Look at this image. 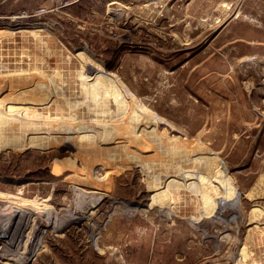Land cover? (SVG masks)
<instances>
[{
    "label": "rangeland",
    "instance_id": "1",
    "mask_svg": "<svg viewBox=\"0 0 264 264\" xmlns=\"http://www.w3.org/2000/svg\"><path fill=\"white\" fill-rule=\"evenodd\" d=\"M0 192L96 200L29 264H264V0H0Z\"/></svg>",
    "mask_w": 264,
    "mask_h": 264
},
{
    "label": "bare ground",
    "instance_id": "2",
    "mask_svg": "<svg viewBox=\"0 0 264 264\" xmlns=\"http://www.w3.org/2000/svg\"><path fill=\"white\" fill-rule=\"evenodd\" d=\"M123 15V14H122ZM120 17V15H119ZM114 18V17H113ZM116 18V17H115ZM120 20V19H119ZM7 72V70H6ZM11 72V71H10ZM14 74V73H13ZM8 75V74H7ZM81 76V75H80ZM86 77V76H85ZM114 79V78H113ZM87 81V80H86ZM86 81H85V84H86ZM89 81V79H88ZM119 80L117 79H114V83H117ZM96 82V81H95ZM78 83V82H77ZM91 83V82H90ZM93 83V82H92ZM84 84V83H82ZM94 84V83H93ZM122 84V82H121ZM54 85V84H53ZM55 87V86H54ZM90 87V86H89ZM120 87V86H119ZM53 88V87H52ZM116 88V87H115ZM53 90V89H52ZM56 90V89H55ZM57 91V90H56ZM77 91V90H76ZM78 92V91H77ZM84 92V91H83ZM97 92H99L97 90ZM79 94V93H78ZM81 94V93H80ZM52 95V93H51ZM56 95V94H55ZM89 95V94H88ZM54 96V94H53ZM60 96V95H59ZM69 96V95H68ZM91 96V95H90ZM57 97V96H56ZM44 98V97H43ZM88 98V97H87ZM97 98V97H96ZM99 98V97H98ZM102 98V97H101ZM85 99V98H84ZM78 100V99H77ZM80 100V99H79ZM103 101V100H102ZM85 102V101H84ZM83 102V103H84ZM62 103V102H61ZM69 103V102H68ZM74 104V103H73ZM97 104V102H96ZM117 104V103H116ZM4 105V104H3ZM6 105V104H5ZM12 105V103H11ZM52 105V104H51ZM68 105V104H67ZM94 105V104H93ZM37 106V105H36ZM49 106V105H48ZM74 106V105H73ZM80 107V106H79ZM95 107V106H94ZM111 107V106H110ZM15 107L14 106H9V111L13 110ZM42 108V107H40ZM70 105H69V109H70ZM7 109V108H6ZM18 109V108H17ZM79 109V108H78ZM22 110V109H21ZM71 110V109H70ZM75 110V109H74ZM19 111V110H18ZM81 111V110H80ZM109 111V110H107ZM120 111V110H119ZM102 112V111H101ZM118 112V111H117ZM40 113V112H39ZM51 113V112H50ZM105 113V112H104ZM8 114V113H7ZM11 114V113H9ZM14 114V113H12ZM38 114V113H36ZM16 115V114H15ZM26 115V114H25ZM82 115V114H81ZM89 115V114H88ZM105 115V114H104ZM2 116V115H1ZM4 116V115H3ZM72 116V115H71ZM86 116V114H85ZM6 117V115H5ZM31 117V116H30ZM77 117V116H76ZM87 117V116H86ZM98 117V116H97ZM153 117V114L152 116ZM11 118V117H10ZM9 118V119H10ZM14 118V117H13ZM40 118V117H39ZM79 118V117H78ZM83 118V116H82ZM107 118V117H106ZM111 118V117H110ZM125 119V117H123ZM12 119V118H11ZM18 119V118H16ZM47 119V118H46ZM67 119V118H66ZM69 119V118H68ZM72 120V119H71ZM78 120V119H77ZM105 120V119H104ZM25 121V120H24ZM28 121V120H27ZM55 121V119L53 120ZM80 121V120H79ZM78 121V122H79ZM103 121V120H102ZM108 121V120H107ZM120 121V120H119ZM124 121V120H123ZM160 121H163L160 120ZM159 121V122H160ZM13 122V121H12ZM15 122V121H14ZM39 122V121H38ZM41 122V121H40ZM61 122V121H60ZM70 122V120H69ZM73 122V121H72ZM84 122V120H83ZM19 123V122H18ZM35 123V122H34ZM47 123V122H46ZM49 123V122H48ZM51 123V122H50ZM119 123V122H118ZM6 124V123H5ZM27 124V123H26ZM25 124V125H26ZM32 125H34L33 123H31ZM40 124V123H39ZM96 124V123H95ZM122 124V123H121ZM132 124V123H131ZM2 125V124H1ZM9 125V124H8ZM48 125V124H47ZM46 125V126H47ZM58 125V124H57ZM80 125V124H79ZM134 125V128L136 129L138 124L133 123ZM41 126V125H40ZM74 126V125H72ZM86 126V125H85ZM111 126V125H110ZM31 127V125H30ZM36 127V126H35ZM87 127V126H86ZM85 127V128H86ZM10 128V127H9ZM22 128V127H21ZM38 128V127H37ZM70 128V127H69ZM82 128V127H80ZM79 128V129H80ZM96 128V127H94ZM25 129V128H24ZM73 129V127H72ZM91 129V128H89ZM104 129V128H103ZM4 131V130H3ZM2 131V132H3ZM30 131V130H29ZM68 131V130H67ZM70 131V130H69ZM6 132V131H5ZM21 132V131H20ZM32 132V131H31ZM40 132V131H39ZM49 132V131H48ZM88 131H86V133H84L83 135H79L78 136V140L79 139H85L86 141L90 142L92 140H95L94 138L96 137H99V138H104L105 141H109V140H112L113 139V131H110L108 129H106V132H105V137H103L104 135V132H101V131H97L96 134L97 135H88L87 134ZM94 132V131H93ZM56 133V132H55ZM54 133V134H55ZM58 133V132H57ZM90 133H92L90 131ZM27 134V133H26ZM59 134V133H58ZM75 134V133H73ZM14 135V134H13ZM28 135V134H27ZM38 135V134H37ZM47 135V134H46ZM61 135V134H60ZM21 136V135H20ZM42 136V135H41ZM55 136V135H54ZM123 136V135H122ZM34 137V136H33ZM50 137V136H49ZM53 137V136H52ZM72 137V136H70ZM124 137V136H123ZM139 137V136H138ZM41 138V137H40ZM73 138V137H72ZM57 138L55 137L54 140H56ZM128 139V138H127ZM185 139V138H184ZM49 140V139H48ZM95 142V141H94ZM104 142V141H103ZM123 143V142H122ZM99 144V143H98ZM125 144V143H124ZM126 147V146H125ZM185 150V149H184ZM171 151V150H170ZM180 151V150H179ZM177 153V152H176ZM169 155V154H168ZM195 156V155H194ZM217 156V155H216ZM187 157V156H186ZM205 157V156H204ZM220 157V156H219ZM174 158V157H173ZM195 158V157H194ZM207 162H208V165L210 167V171L211 169H215V173H214V177L213 179L211 177H209L210 173L207 174V175H202L201 173H195V174H192V176H194L195 178L194 179H198L199 181L196 183V185H201L203 182H206V181H209L212 182L213 180H218L219 182H224V183H227L228 185L230 184L229 180L226 178V172L227 170L225 169V166H222L221 165V162L219 161V159L217 157H208L207 158ZM204 163V162H203ZM223 163V161H222ZM204 165V164H203ZM211 165H214V167ZM179 167V166H178ZM195 169V168H194ZM168 170V169H167ZM184 173V171L182 172L181 170V174ZM186 173V172H185ZM187 174V173H186ZM189 175V174H188ZM160 178V177H159ZM186 178V177H185ZM193 181V180H192ZM191 181V182H192ZM196 182V181H195ZM189 183V182H188ZM214 183V182H213ZM188 185V184H187ZM195 184H193L192 186H194ZM195 185V186H196ZM225 185V184H224ZM199 187V186H198ZM188 188V187H187ZM222 188V187H221ZM196 189V188H195ZM200 189V188H199ZM76 190L78 191H82L81 194H83V192H87L83 189H77ZM201 190V189H200ZM237 191V190H236ZM201 192V191H200ZM163 193H166L165 191H163ZM93 194V193H92ZM91 194V195H92ZM200 194V193H199ZM198 194V195H199ZM234 194V192H233ZM85 195V194H84ZM200 196V195H199ZM89 197V196H88ZM95 197V196H94ZM215 197V196H214ZM222 197V196H221ZM238 197V196H237ZM236 197V198H237ZM93 198V197H92ZM99 198V197H98ZM220 198V197H219ZM218 198V199H219ZM233 198V197H232ZM231 198V199H232ZM4 199V200H3ZM13 199H18L20 200V203L18 202H14ZM214 199V198H213ZM222 199V198H221ZM3 200V201H2ZM23 198H18L17 196H14V195H7L5 193H2L0 192V241H2V243H4L3 245V248L5 249L4 251H0V254H1V258H3V260H10V261H16L17 264H29L30 261L33 259L34 256H36V250L39 248V246L41 247V244L43 243L42 239L40 238V229L42 230H46V229H52L53 232H63L67 226L71 223H79L85 219H90L91 214H89V211H90V208H92L94 206V204H97L96 203V200L93 201L91 204H87L89 206V209L86 210V208H82L80 206H76L74 209H63V211L59 214V213H54L51 212L47 214V217L43 216L42 217V220H43V224L39 227V230L36 234H33V230H35V226L34 224H32V226L29 227L28 225V217L27 216H30L32 215L31 213V210L29 208L28 209H25L23 208L22 205H26L23 204ZM36 201V200H35ZM89 201V200H88ZM100 201V200H99ZM216 201V199L214 200ZM224 201V200H222ZM27 202V201H26ZM31 202V201H30ZM34 202V201H33ZM32 202V203H33ZM35 203V202H34ZM203 203V202H202ZM217 203V202H216ZM218 204V203H217ZM223 204V203H222ZM233 204V203H232ZM237 204V203H236ZM28 205V204H27ZM34 205V204H33ZM37 205H38V202H37ZM36 206V205H34ZM86 206V205H85ZM97 206V205H96ZM229 206V205H228ZM33 207V206H32ZM239 207V206H238ZM39 208V207H37ZM45 208V207H44ZM49 208V207H48ZM220 208V207H219ZM225 208V207H224ZM235 208V207H234ZM35 209V208H33ZM254 209V208H253ZM43 210V209H42ZM233 210V209H232ZM218 211V210H217ZM240 211V210H239ZM254 211V210H253ZM256 211H260V212H263L264 211V208L262 210H259V209H256ZM41 212V210L39 211ZM220 212V211H219ZM9 213V214H7ZM234 213V212H233ZM9 215V216H6L5 215ZM39 214V213H38ZM59 214V215H58ZM4 219L3 220V216ZM45 215V214H44ZM237 215V214H236ZM40 216V214H39ZM89 216V217H88ZM37 217V216H36ZM97 217V216H96ZM206 218V217H205ZM28 219V220H27ZM26 220V221H25ZM41 220V221H42ZM167 220V219H166ZM32 223V222H30ZM29 223V224H30ZM35 223V222H34ZM22 224H24V228H27V226L29 228L32 229V233H30V236L29 235H26V236H22V238H20V243H17V238H18V235L16 234L17 230H18V227L21 226ZM36 224V223H35ZM38 224V223H37ZM31 225V224H30ZM39 225V224H38ZM20 228V227H19ZM20 231V230H19ZM44 233V232H43ZM20 234V233H19ZM28 234V233H27ZM4 235V236H3ZM41 235L42 232H41ZM93 237V236H92ZM8 238V239H7ZM7 239V240H5ZM1 260V259H0ZM1 262V261H0ZM32 263V262H31ZM15 264V263H14Z\"/></svg>",
    "mask_w": 264,
    "mask_h": 264
}]
</instances>
